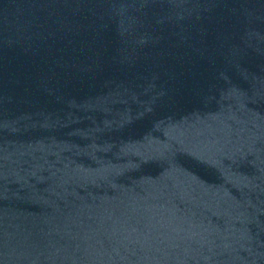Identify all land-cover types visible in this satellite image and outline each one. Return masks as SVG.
<instances>
[{
  "label": "water",
  "instance_id": "water-1",
  "mask_svg": "<svg viewBox=\"0 0 264 264\" xmlns=\"http://www.w3.org/2000/svg\"><path fill=\"white\" fill-rule=\"evenodd\" d=\"M0 264H264V108L133 0H0Z\"/></svg>",
  "mask_w": 264,
  "mask_h": 264
}]
</instances>
